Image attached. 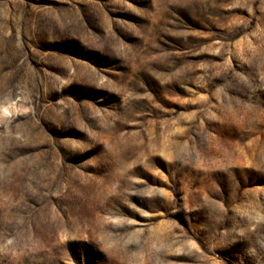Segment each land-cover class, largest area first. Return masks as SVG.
<instances>
[{"label": "rangeland", "instance_id": "obj_1", "mask_svg": "<svg viewBox=\"0 0 264 264\" xmlns=\"http://www.w3.org/2000/svg\"><path fill=\"white\" fill-rule=\"evenodd\" d=\"M8 102L0 264H264V0H0Z\"/></svg>", "mask_w": 264, "mask_h": 264}, {"label": "clouds", "instance_id": "obj_2", "mask_svg": "<svg viewBox=\"0 0 264 264\" xmlns=\"http://www.w3.org/2000/svg\"><path fill=\"white\" fill-rule=\"evenodd\" d=\"M15 107V102L0 103V119L10 116Z\"/></svg>", "mask_w": 264, "mask_h": 264}]
</instances>
